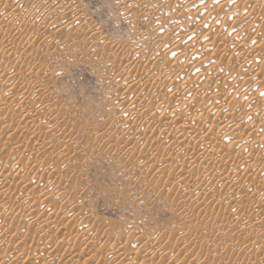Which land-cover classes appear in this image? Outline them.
I'll return each instance as SVG.
<instances>
[{
  "label": "rangeland",
  "instance_id": "rangeland-1",
  "mask_svg": "<svg viewBox=\"0 0 264 264\" xmlns=\"http://www.w3.org/2000/svg\"><path fill=\"white\" fill-rule=\"evenodd\" d=\"M73 5L78 13L71 15ZM15 6L23 15L8 11L0 22L17 36L0 44V95L12 94L0 99V264H125L112 250L134 232L126 251L132 264L144 263L141 253L144 264H264V142L256 141L264 136V0H20ZM8 7L0 0V12ZM185 30L190 40L180 42ZM176 42L181 50L174 55ZM233 42L235 50L228 47ZM163 72H175L176 80ZM136 73L155 84L126 89V77ZM161 86L176 90L174 98L161 97ZM179 97L186 102L175 111ZM27 102L30 118L21 109ZM120 108H134L123 131L113 122ZM188 109L195 111L192 120L181 121ZM162 115L172 121L160 125ZM181 122L185 131H176ZM38 168L51 175L40 176ZM170 237L172 252L161 253Z\"/></svg>",
  "mask_w": 264,
  "mask_h": 264
},
{
  "label": "bare ground",
  "instance_id": "bare-ground-1",
  "mask_svg": "<svg viewBox=\"0 0 264 264\" xmlns=\"http://www.w3.org/2000/svg\"><path fill=\"white\" fill-rule=\"evenodd\" d=\"M2 2L4 1V5H6L7 7H8V4H9V2H10V6L8 7V8H11V10L10 9H4L3 11H1L0 12V22H1V20H2V18H3V16L2 15H4V14H7V13H9L8 11H11L9 14H11L14 18H18V17H21L23 14H22V12H21V10L19 9V6H15V3H18L20 0H1ZM23 1H25V0H23ZM60 1H62V0H60ZM185 1V0H184ZM8 2V3H7ZM69 2V1H68ZM67 2V3H68ZM71 2H74V1H71ZM194 2H195V0H194ZM196 2H197V0H196ZM240 2V1H239ZM59 3V2H58ZM166 3V2H165ZM193 3V2H192ZM43 4H44V2H43ZM64 4V3H63ZM170 4V3H169ZM198 4V3H197ZM72 6V5H71ZM69 7L68 6V11L70 12V14L71 15H74V14H76V13H78V8H75V6L76 7H78L77 5H73L74 7ZM200 6V5H199ZM237 6V5H236ZM250 6V5H249ZM248 6V7H249ZM4 7V6H3ZM54 7V6H53ZM63 7V6H62ZM61 7V8H62ZM235 7V6H234ZM238 7V6H237ZM41 8V7H40ZM171 8V7H170ZM176 8V7H175ZM54 9V8H53ZM63 9V8H62ZM65 9V10H66ZM193 9V8H192ZM191 9V10H192ZM199 9V8H198ZM205 9V8H204ZM34 10V9H33ZM47 10V9H46ZM61 10V9H60ZM236 10V9H235ZM190 11V10H189ZM33 14H34V11H31ZM81 12V11H80ZM184 12V11H183ZM188 12V11H187ZM187 12H185V13H187ZM190 12H192V11H190ZM195 12H197V11H195ZM202 13H203V9H202V11H201ZM245 12V11H244ZM24 13V12H23ZM30 13V12H29ZM37 13H38V11H35V14L37 15ZM68 13V12H67ZM199 13V12H198ZM201 13V14H202ZM62 14V13H61ZM60 14V15H61ZM176 14V13H175ZM189 13H187V15H188ZM205 14V13H204ZM32 15V14H31ZM35 15V16H36ZM185 15V14H184ZM200 15V14H199ZM238 15V14H237ZM67 16H68V14H67ZM186 16V15H185ZM197 16H198V14H197ZM239 16V15H238ZM73 17V16H72ZM158 17V16H157ZM160 17V16H159ZM163 17V16H162ZM202 17V16H201ZM61 18V17H60ZM82 18V17H81ZM161 18V17H160ZM199 18V17H198ZM206 19V18H205ZM211 19V18H210ZM169 20V19H168ZM204 20V19H203ZM68 21V20H67ZM199 21V20H198ZM208 21V20H207ZM206 21V22H207ZM64 22V21H63ZM75 22V21H74ZM154 22V21H153ZM181 22V21H180ZM70 23V22H69ZM73 23V22H72ZM170 23V22H169ZM209 23V22H208ZM65 24V23H64ZM159 24V23H158ZM168 24V23H167ZM173 24H174V22H173ZM202 24V23H201ZM205 24V23H204ZM0 25H1V23H0ZM181 25V24H180ZM213 25V24H212ZM65 26V25H64ZM154 26V25H153ZM162 26V25H161ZM160 26V27H161ZM178 26V25H177ZM201 26V25H200ZM207 26H209V25H207ZM23 27H24V25H23ZM68 27L69 26H67V29H68ZM164 27V26H163ZM166 27V26H165ZM28 28V27H27ZM27 28L25 27V33H26V35H27V33H28V31H27ZM167 28V27H166ZM24 29V28H23ZM159 29V28H158ZM164 29V28H163ZM185 29V28H184ZM222 29V28H221ZM221 29H220V31H221ZM22 30V29H21ZM93 30V29H92ZM159 30H162V29H159ZM191 30V29H190ZM218 30V29H217ZM40 31V30H39ZM196 31V30H195ZM214 31V30H213ZM21 32V31H20ZM157 32V31H156ZM160 32V31H159ZM185 32H187L186 30L182 33V34H184V35H182L181 36V41L180 42H182V41H186V40H190V36L189 35H187V34H185ZM201 32V31H200ZM16 33V32H15ZM22 33H23V31H22ZM21 33V34H22ZM40 33V32H39ZM187 33H189V31L187 32ZM195 33V32H194ZM199 33V32H198ZM213 33V32H212ZM220 33V32H219ZM240 33V32H239ZM37 34V33H36ZM95 34H97V33H95ZM217 34V33H216ZM25 35V34H24ZM23 35V36H24ZM25 35V36H26ZM203 35V34H202ZM11 37L10 39H11V41H12V43L16 40V38H17V36L16 35H12L11 33L9 34V31H5L4 30V27L2 28L1 26H0V44L2 43V41H3V39H5L6 37ZM21 36V35H20ZM28 37H31V33H29V35H27ZM33 36V35H32ZM44 36V35H43ZM81 36V35H80ZM162 36H164V35H162ZM166 36V35H165ZM219 36V35H218ZM35 37V36H34ZM82 37V36H81ZM192 37V36H191ZM199 37V36H198ZM37 38V37H36ZM49 38V37H48ZM84 38V37H83ZM97 38V37H96ZM175 38V37H174ZM173 38V39H174ZM205 38V37H204ZM27 39V38H26ZM93 39V38H92ZM200 39V38H199ZM71 40V39H70ZM196 40H198V39H196ZM6 41H8L7 39H6ZM68 41V40H67ZM199 41V40H198ZM202 41V40H201ZM34 42V41H33ZM169 42V41H168ZM168 42H166V43H168ZM172 42V41H171ZM174 42V41H173ZM178 43H180L179 41H177ZM177 42L172 46V47H170L172 50V53L174 54V53H176L177 54V52H179L180 50H178V48H179V45L181 44H177ZM200 42V41H199ZM213 42V41H212ZM226 42V41H225ZM4 43H7V42H4ZM11 43V44H12ZM195 43V42H194ZM201 43V42H200ZM202 43H203V41H202ZM209 43H210V41H209ZM208 43V44H209ZM238 43V42H237ZM160 44V43H159ZM199 44V43H198ZM205 43H203V45H204ZM236 44V42H233V44H230L228 47L230 48V46H231V48L232 49H234L235 50V47H233V45H235ZM259 44H261V43H259ZM263 44V43H262ZM261 44V45H262ZM2 45V44H1ZM7 46H5V44H4V46L5 47H7V48H11V47H9L8 46V44H6ZM218 45V44H217ZM241 45V44H240ZM240 45H236V47L238 48V46H240ZM31 46V45H30ZM30 46H25V50L26 49H28ZM170 46V45H169ZM168 46V47H169ZM198 46V45H197ZM200 46V45H199ZM263 46V45H262ZM113 47V46H112ZM157 47V46H156ZM167 47V48H168ZM196 47V46H195ZM208 47H209V45H208ZM217 47V46H216ZM219 47V46H218ZM227 47V46H226ZM261 47V46H260ZM3 48V47H2ZM7 48H6V50H7ZM107 48H108V46H107ZM191 48V47H190ZM4 49V48H3ZM15 49V48H14ZM221 49V48H220ZM224 49V48H223ZM226 49V48H225ZM228 49V48H227ZM255 49V48H254ZM30 50V49H29ZM145 50V49H144ZM196 50V49H195ZM237 50V49H236ZM1 51H2V49H1ZM11 51V50H10ZM12 51H13V49H12ZM11 51V52H12ZM160 51V50H159ZM166 51V50H165ZM183 51V50H182ZM185 51V50H184ZM225 51V50H224ZM255 51V50H254ZM3 52H4V50H3ZM15 52V51H14ZM22 52V51H21ZM188 52V51H187ZM20 53V52H19ZM140 53V52H139ZM158 53V52H157ZM161 53V52H160ZM201 53V52H200ZM3 54V53H2ZM6 54V53H5ZM7 54H8V52H7ZM12 54H14V53H12ZM30 54V53H29ZM162 54V53H161ZM164 54V53H163ZM169 54V53H168ZM171 54V53H170ZM193 53H191V55H192ZM199 54V53H198ZM253 54V53H252ZM254 54H256V53H254ZM10 55H11V53H10ZM9 55V56H10ZM120 55V54H119ZM122 55H124V59L126 60V61H129L132 57H130V55L128 54V53H123ZM160 55V54H159ZM158 55V56H159ZM175 55V54H174ZM186 55H188V54H186ZM6 56V55H5ZM28 56V55H27ZM170 56H173V55H170ZM251 57H250V59L249 58H247L246 59V57H245V59H246V62H249V61H251V58H252V55H250ZM260 53H259V55H256V56H254L253 58H260ZM8 57V56H7ZM141 57V56H140ZM146 57H148V56H146ZM145 57V58H146ZM168 57V56H167ZM190 57V56H189ZM204 57H206V56H204ZM33 58V57H32ZM185 58V57H184ZM197 58H200V55H197ZM123 59V60H124ZM203 59V58H202ZM201 59V60H202ZM244 59V58H243ZM242 59V60H243ZM244 59V60H245ZM181 60H182V58H181ZM131 61V60H130ZM151 61V60H150ZM149 61V62H150ZM137 62V61H136ZM176 62V61H175ZM178 62V61H177ZM253 62V61H252ZM135 63V62H134ZM138 63V62H137ZM187 63V62H186ZM242 63H244V61L242 62ZM125 64H126V62H125ZM136 64V63H135ZM142 64V63H141ZM177 64V63H176ZM175 64V65H176ZM124 65V64H123ZM121 66H122V64H121ZM120 66V68H123L124 66H122L121 67ZM129 66V65H128ZM128 66L127 65H125V67H127L128 68ZM145 66H146V64H145ZM145 66H141L142 67V71H144V68L146 69V67ZM184 66V65H183ZM232 67V66H231ZM151 68V67H150ZM176 68V67H175ZM183 68V67H182ZM185 68V67H184ZM228 68V67H227ZM234 68V67H233ZM233 68H232V70H233ZM261 68V67H260ZM119 69V68H118ZM123 69H125V68H123ZM224 69H226V68H224ZM229 69H230V66H229ZM234 69H236V68H234ZM238 69V68H237ZM262 69V68H261ZM121 70V69H120ZM137 70V68L135 69V71ZM140 70V69H139ZM195 70V69H194ZM232 70H226L225 72L226 73H228L227 74V78H229L230 77V75H231V73H232V75H233V72H234V70L232 71ZM259 70V69H258ZM257 70V71H258ZM125 71H127V70H125ZM159 71V70H158ZM193 71V70H192ZM217 71V70H216ZM130 72V71H129ZM132 72V71H131ZM137 72H139V71H137ZM147 72V71H146ZM156 72V71H155ZM189 72V71H188ZM196 72V71H195ZM220 72V71H219ZM141 74H142V72H140ZM139 73V74H140ZM145 73V72H144ZM164 74H163V76H162V78H170L171 80H173V81H175L176 80V77L174 76L175 75V72H173L171 75H168L167 76V72L165 73V72H163ZM192 73V72H191ZM229 73H230V75H229ZM264 73V72H263ZM152 74V73H151ZM169 74V73H168ZM182 74V73H181ZM186 74V73H185ZM189 74V73H188ZM208 74V73H207ZM224 74V73H223ZM234 74H235V72H234ZM12 75V74H11ZM15 75V74H14ZM14 75H12L13 77H14ZM162 75V74H161ZM226 75V74H225ZM253 75V74H252ZM262 75V74H261ZM19 76V75H18ZM18 76H17V78H18ZM151 76V75H150ZM155 76V75H154ZM9 77H10V75H9ZM9 77H7V79L9 78ZM125 77V76H124ZM147 77H148V75H147ZM146 76H144V77H142L141 75H138L137 76V73H136V75H133V76H128V77H126V79H125V81H124V83H123V85L125 86V84H126V86L125 87H127L126 89H131V91L134 89V90H136L135 88H137V87H140L141 88V85H143L144 86V84L145 85H148L149 83H152V85H154L155 83H154V80H152L151 78H147ZM213 77V76H212ZM250 77V76H249ZM4 78V77H3ZM158 78V77H157ZM157 78H154V79H157ZM167 78V79H168ZM180 78H181V75H180ZM230 78H232V76L230 77ZM11 79V81L13 80L12 78H10ZM151 79V80H150ZM159 79H161V78H159ZM206 79V78H205ZM213 79V78H212ZM225 79V78H224ZM253 79H255V78H253ZM2 80V79H1ZM163 80V79H162ZM188 80H190V79H188ZM202 80V79H201ZM248 80H250V78L248 79ZM10 81V80H9ZM122 81V80H121ZM160 81V80H159ZM172 81V82H173ZM208 81V80H207ZM155 82H156V80H155ZM163 81H161V83H162ZM169 82V81H168ZM247 82V81H246ZM3 83V82H2ZM1 83V84H2ZM154 83V84H153ZM157 83V82H156ZM175 83V82H174ZM177 83V82H176ZM175 83V84H176ZM206 83V82H205ZM158 84V83H157ZM182 84V83H181ZM181 84L179 85V86H181ZM264 84V83H263ZM161 85V84H160ZM166 85V84H165ZM173 85V84H172ZM177 85H178V83H177ZM235 85V84H234ZM142 86V87H143ZM169 86H171V85H169ZM204 86H205V84H204ZM1 87V86H0ZM145 87V86H144ZM172 87V86H171ZM178 86H176V88H177ZM189 87H190V85H189ZM10 88V87H9ZM139 88V89H140ZM161 89L159 90V94L161 95V97L162 96H165V95H171V94H174L175 92L174 91H176V90H174L173 88H169V87H167V86H161L160 87ZM175 88V89H176ZM179 88V87H178ZM178 88H177V90H178ZM187 88V87H186ZM254 88V87H253ZM152 89V88H151ZM195 89V88H194ZM248 89V88H247ZM15 90H16V88H15ZM33 90V89H32ZM39 90V89H38ZM138 90V89H137ZM141 90V89H140ZM174 90V91H173ZM190 90V89H189ZM196 90V89H195ZM1 91V90H0ZM9 91H10V89H9ZM14 91V90H13ZM127 91V90H126ZM130 91V90H129ZM128 91V92H129ZM130 91V92H131ZM2 92V91H1ZM0 92V93H1ZM15 92H17V91H15ZM14 92V93H15ZM32 91H30V92H28L29 94L31 93ZM38 92V91H37ZM40 92V91H39ZM130 92H129V94H130ZM182 92V91H181ZM180 92V93H181ZM191 92H195L194 90L193 91H191ZM191 92H190V95H191ZM263 92V91H262ZM8 93V92H7ZM10 93V92H9ZM26 93V92H25ZM179 93V94H180ZM187 93H189V92H187ZM212 93V92H211ZM210 93V94H211ZM11 94V93H10ZM40 94V93H39ZM128 94V95H129ZM176 94V93H175ZM214 94V93H213ZM262 94V93H261ZM30 95H32V94H30ZM29 95V96H30ZM126 95V94H125ZM189 95V94H188ZM195 95V94H194ZM212 95V94H211ZM215 95V94H214ZM4 96H6V95H4L3 94V96H1L0 95V99L2 98V97H4ZM8 96L9 97H11L12 96V94L11 95H9L8 94ZM8 96H6V97H8ZM171 96H173V95H171ZM170 96V97H171ZM210 96V95H209ZM256 96V95H255ZM16 97V96H15ZM127 97V96H126ZM175 97H177V95H175ZM213 97V96H212ZM253 97V96H252ZM26 98V97H25ZM128 98V97H127ZM156 98V97H155ZM169 98V97H168ZM168 98H166V99H168ZM172 98H174V96L172 97ZM194 98V97H193ZM192 98V99H193ZM5 99V98H4ZM11 99V98H10ZM9 99V100H10ZM160 99V98H159ZM162 100H163V98H161ZM259 99V98H258ZM257 99V100H258ZM25 100V99H24ZM175 100L176 101H174L175 102V111H176V109L178 108L177 106L178 105H181V106H183L182 104H184L183 102H186L185 100H184V98H175ZM157 101H158V98H157ZM166 101V100H165ZM168 101H170V102H167V104L168 103H172L173 102V100L171 101V100H168ZM188 101V100H187ZM208 101H210L209 99H208ZM248 101H250V99L248 100ZM4 102H5V100H4ZM6 102H7V100H6ZM24 102V101H23ZM144 102V101H143ZM163 102V101H162ZM3 103V101L1 102V104ZM7 103H9V104H13V102H7ZM32 103V102H31ZM159 103V102H158ZM243 103V102H242ZM3 104H5V103H3ZM11 104V105H12ZM147 104V103H146ZM176 104H178L177 106H176ZM7 105V104H6ZM11 105H9V106H11ZM32 105H34V104H32ZM170 105H173V104H170ZM251 105V104H250ZM2 106V105H1ZM35 106V105H34ZM167 106V105H166ZM224 106V105H223ZM3 107V106H2ZM37 107V106H36ZM170 107V106H169ZM180 107V106H179ZM7 108H8V106H7ZM30 105L28 104V102H27V104H24V106H23V108H21L22 109V112L23 111H25L26 112V114H27V111L28 110H30ZM35 108V107H34ZM1 109V108H0ZM3 109H5V108H3ZM9 109V108H8ZM134 109V108H133ZM133 109H129V108H120V110L119 111H117V113L115 114V116H114V120H113V122L117 125V129H119L120 131L122 130H124L125 128H126V126L127 125H129L130 124V122H129V120L127 119L128 117H130L131 115H132V113H133ZM172 109V108H171ZM170 109V110H171ZM20 110V109H19ZM178 110V109H177ZM183 110V109H182ZM196 110H197V108H196ZM251 110V109H250ZM172 111H174V110H172ZM174 111V112H175ZM244 111V110H243ZM247 111V110H246ZM245 111V112H246ZM18 112H20L21 113V110L20 111H18ZM220 112H222V111H220ZM226 112V111H225ZM228 112V111H227ZM241 113H242V111H240ZM17 113V112H16ZM181 113V114H180ZM179 114H180V116H179V114H178V116L180 117V119H181V121H182V119H185V120H188V119H191L192 120V118H193V116H194V114H195V111H189V109L187 110V111H181ZM247 113V112H246ZM23 114H24V112H23ZM229 114V113H228ZM242 114H245V113H242ZM240 115V116H243V115ZM15 115H17V114H15ZM21 115V114H20ZM25 115V114H24ZM28 115H29V118H30V114H27V117H28ZM239 115V114H238ZM254 115V114H253ZM19 116V115H18ZM258 116V115H257ZM2 117V116H1ZM12 117V116H11ZM20 117V116H19ZM171 117V116H170ZM219 117V116H218ZM244 117V116H243ZM247 117V116H246ZM5 118V117H4ZM16 118H18L17 116H16ZM23 118V117H22ZM25 118H26V116H25ZM24 118V119H25ZM35 118V117H34ZM178 118V117H177ZM198 118H200V117H198ZM229 118V117H228ZM239 118V117H238ZM262 118V117H261ZM27 120H28V118H26ZM31 119H32V117H31ZM30 119V120H31ZM152 119V118H151ZM171 119V118H170ZM170 119H168V117H166L165 115H162L161 117H160V119H159V122L161 123L160 125H166L167 123H168V120L169 121H172V119L170 120ZM223 119V118H222ZM226 119V118H225ZM235 120H237L236 118H234ZM264 119V118H263ZM21 120V119H20ZM175 120H177L176 118H175ZM174 119H173V121H175ZM231 120V119H230ZM252 120V119H251ZM177 121H180L179 119L177 120ZM221 121V120H220ZM226 121H229V119L228 120H226ZM243 121V120H242ZM4 121H1L0 120V124H2ZM187 122V121H186ZM213 122H214V120H213ZM230 122V121H229ZM236 122V121H235ZM239 122V121H238ZM251 122V121H250ZM8 123V122H7ZM12 123V122H11ZM29 123V122H28ZM171 123V122H170ZM171 124H173V123H171ZM174 124H175V122H174ZM181 124H182V122H181ZM180 124V126L179 127H177L176 128V131H178L179 130V132L180 131H185V128H186V126L185 125H181ZM185 124V123H184ZM215 124V123H214ZM231 124V123H230ZM4 125V124H3ZM175 125H179V123H176ZM198 125H199V123H198ZM223 125V124H222ZM24 126V125H23ZM164 126H162V127H164ZM2 127V126H1ZM10 127V126H9ZM166 127H168V125L166 126ZM171 127V126H170ZM195 127V126H194ZM41 128V127H40ZM198 128V127H197ZM196 127H195V129H193V133L194 134H196L197 132H200V129L198 128L197 129ZM6 129H7V127H6ZM30 129V128H29ZM170 129V128H169ZM172 129H173V127H172ZM171 129V130H172ZM178 129V130H177ZM170 130V131H171ZM173 131V130H172ZM175 132V131H174ZM178 132V133H179ZM170 134V133H169ZM263 135H264V133H263ZM175 136V135H174ZM257 136H259V135H257ZM175 138V137H174ZM255 138V137H254ZM257 138V142H258V144H261V143H263L264 142V136H259V138L258 137H256ZM33 139V138H32ZM249 139V138H248ZM150 140V139H149ZM148 140V141H149ZM153 140V139H152ZM181 140V139H180ZM245 140V139H244ZM22 141V140H21ZM255 141V143H257ZM24 142V141H23ZM42 142V141H41ZM182 142V141H181ZM20 143V142H19ZM18 143V144H19ZM22 143V142H21ZM32 143H34L35 144V142H33L32 141ZM38 143V142H37ZM184 143V142H183ZM254 143V144H255ZM40 144V143H39ZM43 144V143H42ZM251 144H252V142H251ZM264 144V143H263ZM185 144H183V146H184ZM253 145V144H252ZM20 146H22V145H20ZM34 146V145H33ZM45 146V145H44ZM179 146V145H178ZM181 146V145H180ZM182 146V147H183ZM210 147V148H212V147H214V144L213 145H204V146H201V148H200V146H194V147H192L191 149H196V150H202V151H204V149H206V147ZM258 146V145H257ZM260 146H262V145H260ZM259 146V147H260ZM187 147V148H186ZM186 147H184V148H186V149H189L190 147L186 144ZM210 148H209V150H210ZM255 148V147H254ZM257 148V147H256ZM183 149V148H182ZM190 149V150H191ZM208 150V149H207ZM212 150H214V149H212ZM263 150V149H262ZM176 151V150H175ZM215 152V151H214ZM213 151H212V153H214ZM164 153V152H163ZM206 154H207V152H205ZM165 155V154H164ZM168 155V154H167ZM213 155V154H212ZM206 156V155H205ZM27 158V157H26ZM169 158V157H168ZM167 157H166V159H168ZM170 159V158H169ZM244 159V158H243ZM242 159V160H243ZM164 161V160H163ZM170 161V160H169ZM14 163V162H13ZM22 163V162H21ZM191 163H192V161H191ZM197 163V162H196ZM193 165V164H192ZM192 165H190L191 167H193ZM238 167V166H237ZM47 168V167H46ZM45 168V169H46ZM202 168V167H201ZM11 169V168H10ZM39 169V168H38ZM45 169H39V172H40V170H41V173H40V176H41V174H47V173H49L50 174V172H48L47 170H45ZM203 170V169H202ZM36 171V170H35ZM50 171V170H49ZM248 171V170H247ZM39 172H38V174H39ZM4 173V172H3ZM57 173V172H56ZM5 174V173H4ZM31 174V173H30ZM54 174V173H53ZM1 175V174H0ZM51 175V174H50ZM250 175H252V174H250ZM6 176V175H5ZM4 176V177H5ZM26 176V175H25ZM29 176V175H28ZM32 176V175H31ZM2 177H3V175H2ZM4 177L2 178V179H4ZM10 177V176H9ZM53 177V176H52ZM59 177V176H58ZM18 178V177H17ZM44 178V177H43ZM48 178V177H47ZM6 179V178H5ZM4 179V180H5ZM10 179V178H9ZM31 179V178H30ZM35 179V178H34ZM1 180V179H0ZM15 180V179H14ZM28 180V179H27ZM44 180V179H43ZM9 181V180H8ZM19 181V180H18ZM23 181H25V180H23ZM1 182V181H0ZM3 182V181H2ZM29 182V181H28ZM31 182V181H30ZM29 182V183H30ZM4 183V182H3ZM14 183V182H13ZM25 183V182H24ZM27 183V182H26ZM29 183H28V185H29ZM2 184V183H1ZM30 184H32V183H30ZM35 184V183H34ZM13 185V184H12ZM27 185V184H26ZM40 185V184H39ZM2 187H3V184L1 185ZM34 186V185H33ZM1 187V188H2ZM26 187V186H25ZM50 187V186H49ZM13 189H15V187H13ZM34 189V188H33ZM2 190V189H1ZM35 190V189H34ZM42 190V189H41ZM44 190V189H43ZM10 191V190H9ZM8 190H7V192H9ZM44 191H46V190H44ZM5 192H6V190H5ZM30 192H32V191H30ZM55 192V191H54ZM3 193H4V191H3ZM10 193H11V191H10ZM13 193V192H12ZM10 194V196L11 195H13V194ZM16 193V192H15ZM1 194V193H0ZM31 194H34V193H31ZM15 195V194H14ZM19 195V194H18ZM49 195V194H48ZM38 196V195H37ZM43 196V195H42ZM9 197V196H8ZM26 197V196H25ZM31 197H33L32 195H27V197H26V199L27 200H29ZM45 197V196H44ZM61 197V196H60ZM7 198V197H6ZM46 198V197H45ZM13 199V198H12ZM35 199V198H34ZM50 199V198H49ZM6 200V199H5ZM22 200V199H21ZM24 201H26V200H24ZM42 201V200H41ZM14 202V201H13ZM23 203V202H22ZM9 203H7V205H8ZM29 204V203H28ZM3 205V204H2ZM34 205V204H33ZM11 206H12V204H11ZM22 208H23V206H22ZM1 209V208H0ZM21 209V208H20ZM40 209V208H39ZM2 210V209H1ZM197 210V209H196ZM11 211V210H10ZM9 211V212H10ZM4 212V211H3ZM8 212V211H7ZM6 212V213H7ZM189 212V211H188ZM193 212V211H192ZM5 215V214H4ZM43 215V214H42ZM204 218V217H203ZM42 219V218H41ZM193 221V220H192ZM250 221H252V220H250ZM188 223V222H187ZM252 223H255L254 222V220H253V222ZM61 224V223H60ZM256 224V223H255ZM59 226V225H58ZM70 226V225H69ZM249 226H251V225H249ZM58 229V228H57ZM60 229V228H59ZM64 229V228H63ZM74 229H75V227H74ZM83 229V228H82ZM85 229V228H84ZM183 229V228H182ZM185 229V228H184ZM57 232V231H56ZM56 232H55V234H56ZM61 232V231H60ZM85 232V231H84ZM88 232V231H87ZM127 232V231H126ZM131 232V231H130ZM133 232V231H132ZM177 232V231H176ZM80 233V232H79ZM135 233V232H134ZM134 233H128V234H126V236H125V238H124V240H123V242H122V244H121V246L117 249V248H115L116 250L114 251V249L112 250L111 249V247H110V249L112 250V255H113V257H115V258H117L119 261L121 260V262H124L125 264H130V262H131V264H132V262H133V260H135V259H132L131 257L133 256H131V254H129V253H127L126 251L128 250V249H130L133 245H134V242H135V235H134ZM178 233V232H177ZM46 234V233H45ZM179 234V233H178ZM48 235V234H47ZM47 235H46V237H47ZM50 235V234H49ZM86 235H88V234H86ZM90 235V234H89ZM51 236V235H50ZM73 236H74V234H73ZM78 236V235H77ZM76 236V237H77ZM175 237V236H174ZM173 237V238H174ZM70 238V237H69ZM78 238V237H77ZM80 238V237H79ZM78 238V239H79ZM71 239H73V238H71ZM75 239V238H74ZM135 239V240H134ZM91 240H94V239H91ZM99 240V239H98ZM69 241V240H68ZM83 241V240H82ZM108 241V240H107ZM106 241V242H107ZM175 241V240H174ZM173 239L170 237L169 239H168V244H167V246L166 247H161L159 250H160V252L161 253H164V252H166V254H170L172 251L171 250H173V245L172 244H174L173 242ZM37 242V241H36ZM48 242V241H47ZM50 242V241H49ZM91 242H93V241H91ZM97 242V241H96ZM99 242V241H98ZM21 243V242H20ZM75 243V242H74ZM110 243V242H109ZM114 243V242H113ZM106 244V243H105ZM104 244V245H105ZM112 244V243H111ZM117 243H115V245H116ZM179 244V243H178ZM238 244V243H237ZM21 245V244H20ZM86 245V244H85ZM94 245V244H93ZM232 245V244H231ZM3 246V245H2ZM18 246V245H17ZM87 246H91L92 247V245H90V244H88V245H86V247ZM97 246V245H96ZM111 246V245H110ZM239 246V245H238ZM5 247V246H4ZM23 247V246H22ZM85 247V246H84ZM104 247V246H103ZM240 247V246H239ZM21 248V247H20ZM33 248V247H32ZM105 248V247H104ZM109 248V247H108ZM112 248H114V246L112 247ZM229 248V247H228ZM42 249H44V248H42ZM91 249H93V248H91ZM240 250H242L243 252H245L246 250L248 251V250H250L251 248L249 247V245H243V248H242V245H241V247L239 248ZM10 250V249H9ZM27 250H28V248H27ZM32 249H30V251H31ZM86 250V249H85ZM90 249L88 248V251H89ZM94 250V249H93ZM93 250H92V252H93ZM96 250V249H95ZM101 250V249H100ZM236 250H237V246H236ZM240 250H238V251H240ZM25 251V250H24ZM23 251V252H24ZM29 251V252H30ZM34 251V250H33ZM87 251V252H88ZM129 251H131V252H133V250H129ZM241 251V252H242ZM87 252H86V254H87ZM90 252V251H89ZM110 252V251H109ZM109 252H108V254H109ZM127 254H126V253ZM143 252V251H142ZM159 252V253H160ZM10 253V252H9ZM16 253V252H15ZM31 253H33L32 251H31ZM40 253H41V251H40ZM46 253V252H45ZM91 253V252H90ZM122 253H124V254H122ZM23 254V253H22ZM30 254V253H29ZM35 254V253H34ZM39 254V253H38ZM37 254V255H38ZM97 254H98V252H97ZM107 254V255H108ZM133 254H134V252H133ZM10 255V254H9ZM25 255V254H24ZM47 255V254H46ZM67 255V254H66ZM72 255H74V254H72ZM71 255V256H72ZM111 254H109V256H110ZM125 255V256H124ZM138 255V254H137ZM136 255V256H137ZM64 256V255H63ZM131 256V257H130ZM31 257H33V256H31ZM35 257V256H34ZM51 257V256H50ZM70 257V256H69ZM91 257V256H90ZM40 258H42V257H40ZM46 258V257H45ZM66 258V257H65ZM111 258V257H110ZM139 258H140V260L142 259V260H144V263H146V261H147V254H142L141 253V255L139 254V256H138V260H139ZM20 259V258H19ZM29 259V258H28ZM32 259V258H31ZM37 259H39V257L37 258ZM52 259V258H51ZM69 259V258H68ZM75 259V258H74ZM74 259H72V260H74ZM90 259V258H89ZM146 259V260H145ZM150 259V258H149ZM35 260V259H34ZM42 260V259H41ZM110 260V259H109ZM151 260V259H150ZM23 261V260H22ZM31 261V260H30ZM65 261H66V259H65ZM65 261H64V263H65ZM71 261V260H70ZM27 262V261H26ZM100 262V261H99ZM99 262H97V263H99ZM102 262H104V261H102ZM137 262H139L140 263V261H135V263H137ZM142 262V261H141ZM33 263V262H32ZM144 263H142V264H144ZM169 263V262H168ZM210 263V262H209ZM22 264V263H21ZM40 264V263H39ZM71 264V263H70ZM73 264V263H72ZM101 264V263H100ZM103 264V263H102ZM134 264V263H133ZM138 264V263H137ZM141 264V263H140ZM207 264V263H206Z\"/></svg>",
  "mask_w": 264,
  "mask_h": 264
}]
</instances>
